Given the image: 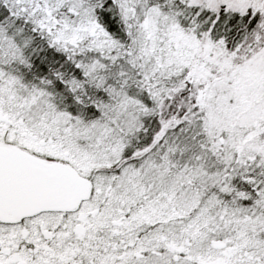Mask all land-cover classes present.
Here are the masks:
<instances>
[{
  "label": "snow or ice",
  "instance_id": "obj_1",
  "mask_svg": "<svg viewBox=\"0 0 264 264\" xmlns=\"http://www.w3.org/2000/svg\"><path fill=\"white\" fill-rule=\"evenodd\" d=\"M0 264H264V0H0Z\"/></svg>",
  "mask_w": 264,
  "mask_h": 264
}]
</instances>
